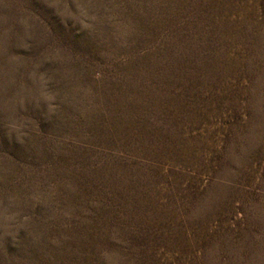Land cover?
I'll return each instance as SVG.
<instances>
[{
    "label": "rangeland",
    "instance_id": "obj_1",
    "mask_svg": "<svg viewBox=\"0 0 264 264\" xmlns=\"http://www.w3.org/2000/svg\"><path fill=\"white\" fill-rule=\"evenodd\" d=\"M0 264H264V0H0Z\"/></svg>",
    "mask_w": 264,
    "mask_h": 264
}]
</instances>
